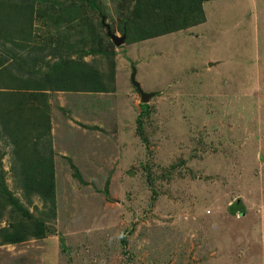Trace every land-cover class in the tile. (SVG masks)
I'll return each mask as SVG.
<instances>
[{"label":"rangeland","instance_id":"rangeland-1","mask_svg":"<svg viewBox=\"0 0 264 264\" xmlns=\"http://www.w3.org/2000/svg\"><path fill=\"white\" fill-rule=\"evenodd\" d=\"M75 3L35 0L30 47L0 42L5 58L12 49L33 59L8 65L18 77L42 57L83 58L108 89L48 92L36 103L52 128V142L31 141L56 153L55 216L26 198L16 169L26 147L0 126L6 187L54 231L0 246V264H264V0L206 2L205 23L119 47L100 14ZM97 4L123 36L129 0ZM133 68L155 93L148 103ZM2 206L0 228L14 215Z\"/></svg>","mask_w":264,"mask_h":264},{"label":"trees","instance_id":"trees-1","mask_svg":"<svg viewBox=\"0 0 264 264\" xmlns=\"http://www.w3.org/2000/svg\"><path fill=\"white\" fill-rule=\"evenodd\" d=\"M34 1L0 0V8L14 10L6 16H0V42L9 40L21 49H24V46L30 47V44L25 42L31 39L29 32L34 20ZM70 1L76 2L75 6L78 5L77 2L87 3L100 14L101 26L104 27L103 19L106 22L107 15L100 9L98 0ZM210 1L215 0H129L130 6L127 7L128 12L121 26L123 35L127 36L126 42L146 41L203 24L207 19L203 4ZM12 6L17 8L14 9ZM11 18L16 21L13 22ZM34 50L39 49L36 47ZM58 51L57 48V54ZM17 52L8 49L4 52L6 58L0 53V87L1 85L4 87L0 89V126L14 142L22 148L26 147L25 153L20 157L19 165L16 166L26 198L32 199L38 196L46 206L50 207L55 216L57 190L54 157L56 153L53 146L50 147V143L40 149L38 142L31 141V136L35 135L37 140L49 136L52 142V128L49 116L41 109L39 111L35 107L36 103L45 102L48 92L106 93L108 89L102 72L89 69L83 58L74 62L69 58H65L66 60L58 58L53 62L42 57L33 62V69H26V77L23 75L18 77L8 65H15L19 71L23 65H27L33 59L28 57V60ZM29 104L32 105L29 107ZM31 112L33 115L29 119L26 116ZM26 126L29 127L28 132L24 130ZM76 176L81 179L78 172ZM0 198L6 200V205L10 202L14 212L13 221L8 226L0 228V246L21 244L31 238L44 239L50 233H54L45 219H36L19 199L13 197L2 175H0ZM5 209V206H2L0 216ZM231 210L237 212L236 207Z\"/></svg>","mask_w":264,"mask_h":264},{"label":"water","instance_id":"water-1","mask_svg":"<svg viewBox=\"0 0 264 264\" xmlns=\"http://www.w3.org/2000/svg\"><path fill=\"white\" fill-rule=\"evenodd\" d=\"M103 25L107 29V34L115 46L119 47V46L125 44L126 39H127L126 34H124L123 36H119L117 34H114L111 30L110 25L107 24L104 19H103ZM213 65H214L213 63L209 64V66H213ZM136 76H137V70L135 68H133L132 74H131V81L133 82L134 87L140 93L141 98H142V102L148 103L155 96V93L144 92L141 85L137 81Z\"/></svg>","mask_w":264,"mask_h":264},{"label":"clouds","instance_id":"clouds-1","mask_svg":"<svg viewBox=\"0 0 264 264\" xmlns=\"http://www.w3.org/2000/svg\"><path fill=\"white\" fill-rule=\"evenodd\" d=\"M206 21H207V19H206ZM140 94V93H139ZM142 99V98H141Z\"/></svg>","mask_w":264,"mask_h":264},{"label":"crops","instance_id":"crops-1","mask_svg":"<svg viewBox=\"0 0 264 264\" xmlns=\"http://www.w3.org/2000/svg\"><path fill=\"white\" fill-rule=\"evenodd\" d=\"M201 25V24H200ZM197 26H199V25H197Z\"/></svg>","mask_w":264,"mask_h":264}]
</instances>
